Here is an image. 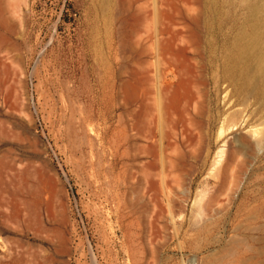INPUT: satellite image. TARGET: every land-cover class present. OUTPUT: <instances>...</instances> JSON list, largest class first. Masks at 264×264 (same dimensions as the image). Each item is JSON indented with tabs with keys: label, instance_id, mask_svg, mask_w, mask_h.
Masks as SVG:
<instances>
[{
	"label": "rangeland",
	"instance_id": "374dc122",
	"mask_svg": "<svg viewBox=\"0 0 264 264\" xmlns=\"http://www.w3.org/2000/svg\"><path fill=\"white\" fill-rule=\"evenodd\" d=\"M260 237L264 0H0V264H264Z\"/></svg>",
	"mask_w": 264,
	"mask_h": 264
},
{
	"label": "bare ground",
	"instance_id": "6f19581e",
	"mask_svg": "<svg viewBox=\"0 0 264 264\" xmlns=\"http://www.w3.org/2000/svg\"><path fill=\"white\" fill-rule=\"evenodd\" d=\"M129 3H130V2H129ZM193 15H194V14H193ZM188 16H189V15H188ZM174 30L176 31L177 29H174ZM169 32H170V31H169ZM171 32H172V31H171ZM169 36H170V35H169ZM127 39H128V38H127ZM176 40H178V38H176ZM176 40H175V41H176ZM124 41H125V40H124ZM182 42H183V41H182ZM126 43H127V41H126ZM126 43H125V44H126ZM128 46H129V45H128ZM159 46H160V45H159ZM163 47H164V46H163ZM163 47H162V48H163ZM181 47H182V46H181ZM160 50H161V49H160ZM171 50H172V49H171ZM161 55H162V54H161ZM159 59H160V58H159ZM164 63H165V61L163 62V64H164ZM166 63H167V62H166ZM166 63H165L164 65H167ZM161 64H162V63H161ZM164 65H163V66H164ZM167 67H168V66H167ZM150 68H152V67H150ZM162 69H163V67H162ZM165 70L167 71V68H166V67H165ZM168 70H169V69H168ZM153 71H154V70H153ZM153 71H152V72H153ZM162 71H163V70H162ZM166 71H165V72H166ZM165 75H166V73H165ZM164 78H165V77H164ZM164 78H163V79H164ZM166 81H167V80H166ZM162 84H163V82H161V84H160L161 87H163ZM168 84H170V83H168ZM138 85H139V84H138ZM166 87H167V86H166ZM166 87H165V88H166ZM130 88H131V87H130ZM134 88H135V87H134ZM134 88H133V89H134ZM151 88H152V87H151ZM169 88H170V87H169ZM137 89H138V88H137ZM139 89H140V88H139ZM165 90H166V89H165ZM141 91H142V90H141ZM131 92H132V91H131ZM126 94H128V93H126ZM140 94H141V93H140ZM155 94H156V93H155ZM162 94H164V93H162ZM138 96H140V95H138ZM141 96H142V95H141ZM162 96H163V95H162ZM127 97H128V96H127ZM169 97L171 98V96H169ZM170 98H169L168 100H170ZM158 99H159V98H158ZM128 100H129V99H128ZM165 100H166V99H165ZM129 101H131V100H129ZM166 101H167V100H166ZM171 101H172V100H171ZM162 102H163V101H162ZM170 105H171V104H170ZM167 107H169V105H167ZM125 108H126V107H125ZM130 108H131V107H130ZM128 109H129V108H128ZM162 109H163V108H162ZM166 109H167V108H166ZM163 110H164V109H163ZM168 110H169V109H168ZM137 111H138V110H137ZM129 112H130V111H129ZM142 113H143V112H142ZM153 113H154V112H153ZM161 113H162V112H161ZM128 114H129V113H128ZM136 114H137V113H136ZM168 114H170V113H168ZM126 115H127V114H126ZM171 115H172V114H171ZM171 115H170V116H171ZM170 116H169V117H170ZM128 117H129V116H128ZM152 117H153V116H152ZM131 118H132V117H131ZM134 118H135V117H134ZM128 119H129V118H128ZM152 120H153V119H152ZM168 120H169V119H168ZM127 121H128V120H127ZM155 121H156V120H155ZM138 122H139V121H138ZM141 122H142V121H141ZM170 122H171V121H170ZM130 123H132V121H131ZM148 123H149V122H148ZM150 125H151V124L149 123V125H147V126H150ZM125 126H126V125H125ZM126 129H127V128H126ZM141 130H142V129H141ZM147 132H148V131H147ZM152 132H153V131H152ZM126 133H127V132H126ZM148 133H149V132H148ZM148 133H147V134H148ZM149 134H150V133H149ZM149 136H150V135H149ZM126 137H127V134H126ZM153 138H154V137H153ZM127 139H128V138H127ZM124 140H125V139H124ZM149 140H150V139H149ZM153 144H154V143H153ZM146 147H147V146H146ZM124 150H125V149H124ZM136 151H137V150H136ZM151 151H153V150H151ZM147 152H148V151H147ZM150 154H151V153H150ZM125 155H127V154H125ZM125 155H124V156H125ZM124 158H125V157H124ZM127 159H128V158H127ZM135 174H136V172H135ZM138 175H139V173H138ZM256 207H257V206H256ZM256 209H257V208H256ZM249 214H250V213H249ZM245 215H246V214H245ZM255 231H256V230H255ZM256 232H257V231H256ZM259 234H260V233H259ZM253 238L255 239V237H253ZM253 238H252V239H253ZM261 239H262V238L260 237V240H261ZM250 240H251V239H250ZM260 240H257V241L259 242ZM262 240H264V239H262ZM244 241H245V240H244ZM253 241H254V240H253ZM246 242H247V241H246ZM246 242H244V243H245L244 245H246ZM260 242H262V241H260ZM260 242H259V243H260ZM255 243H256V242H255ZM262 243H263V242H262ZM246 246H247V245H246ZM240 247H241V246H240ZM247 247H248V248H251V247H253V246H250V247L247 246ZM255 247H256V246H255ZM260 247H261V246H260ZM237 248H238V246H237ZM253 248H254V247H253ZM259 250H260V248H259ZM250 251H252V250H250ZM258 252H259V251H258ZM258 252H257V253H258ZM253 254H254V253H253ZM260 254H261V253H260ZM250 257H251V256H250ZM250 257H249L248 259H252V258H250ZM246 259H247V258H246ZM248 259H247V260H248ZM254 259H255V258H254ZM247 260H246V261H247ZM231 261H232V260H231ZM248 261H249V260H248ZM259 262H261V260H260V261L258 260V263H259Z\"/></svg>",
	"mask_w": 264,
	"mask_h": 264
}]
</instances>
